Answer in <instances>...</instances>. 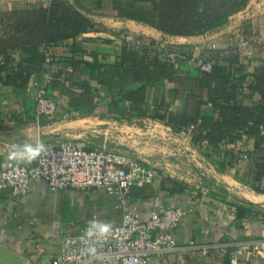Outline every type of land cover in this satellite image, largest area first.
Instances as JSON below:
<instances>
[{
  "label": "crops",
  "instance_id": "obj_1",
  "mask_svg": "<svg viewBox=\"0 0 264 264\" xmlns=\"http://www.w3.org/2000/svg\"><path fill=\"white\" fill-rule=\"evenodd\" d=\"M49 1L0 0V9L9 11ZM97 1L104 5L106 0L83 1L84 12L94 22L92 28L52 45L49 71L58 80L53 88L50 86L57 100L54 115L36 113L29 85L18 86L9 80H0V169L10 161L8 152L13 144L73 138L87 148L108 145L127 150L137 147L139 129L152 125L164 127L172 131L170 133L179 142L171 148L169 143L164 144L162 158L141 160L144 164L156 165L159 174L151 183L132 186L130 202L142 218H147L160 204L183 205L188 208V213L174 229L175 247L152 255L147 264H231L228 256L232 247L249 245L264 233V192L247 185V157L239 158L235 168L223 170L218 168V161L227 150L251 149L252 139L243 134L237 142H223L217 148L207 142L195 146L192 141H181L180 135H187L186 132H175L160 121L138 115L132 108L127 109L129 100L120 102L126 106L123 113H111L107 110L106 93L97 95L96 84L87 70L74 71L71 62L75 59L117 61L124 43L121 35L124 29L136 36L158 40L165 47L179 46L195 54L211 50L214 42L221 55L227 50L238 52L240 61L244 63V76L239 80L238 73L233 80L238 84L237 99L251 105L264 89V0H248L225 25L190 36L165 34L148 23L118 17L103 8L92 13L87 8ZM180 68L186 76L181 83V96L174 100L170 97L174 82L164 80L157 93L149 82L146 88L147 110L153 102L159 101L162 94L169 109L191 113L198 109L197 101L206 98L209 88L215 87L214 82L196 83L194 78L200 77V69L188 65ZM64 75L91 84L83 103H80L79 90L72 88L71 82H65ZM254 75L260 76L259 81ZM254 82L263 87L258 91L250 86ZM128 118L133 122H128ZM172 151L177 157L171 156ZM181 155H192L193 158L190 163H185ZM34 161L25 159L17 162L29 166ZM117 203L114 194L103 190L51 189L41 179L33 180L29 190L22 195H13L9 189L0 190V244L25 256V264L50 261L72 228L93 219L119 222L123 209L116 206ZM204 249L207 250L205 254ZM246 264H264V256L254 257Z\"/></svg>",
  "mask_w": 264,
  "mask_h": 264
},
{
  "label": "trees",
  "instance_id": "obj_2",
  "mask_svg": "<svg viewBox=\"0 0 264 264\" xmlns=\"http://www.w3.org/2000/svg\"><path fill=\"white\" fill-rule=\"evenodd\" d=\"M84 0H50L47 4H32L26 8L11 9L0 16V80H9L18 86L31 83L34 74L43 68L45 55L42 47L67 38H74L94 26L91 17L84 12ZM126 3H125V2ZM113 0L118 9L115 16L131 18L148 23L165 34L190 36L215 30L225 25L230 16L242 9L248 0ZM99 8L88 7L92 13L102 9L100 1L93 3ZM115 8V7H114ZM115 8V9H116ZM212 69L200 70L196 83L214 82L206 98L197 101L195 111L175 112L166 106L162 94L147 110L146 88L151 82L156 93L164 80L174 82L170 89L172 100L181 96V83L186 76L158 54H152L142 45H122L119 59L113 63L104 61L71 62L74 71L87 70L95 82L97 95L106 93L107 110L116 115L125 111L121 101L129 100L130 107L138 115H147L170 126L175 132L185 133L189 125H194L191 141L195 146L202 142L217 148L220 143H235L243 134L252 139L251 149H233L223 152L218 168H235L239 158L249 159L247 185L258 192H264V89L254 82L260 97L251 105L238 100V84L233 77L240 74L244 63L237 51L210 50ZM14 67H17L14 70ZM264 68V67H263ZM37 71V72H36ZM264 72V71H263ZM4 73V74H3ZM36 74V75H37ZM259 81L260 76L254 75ZM53 78L51 86L58 82ZM65 82L79 90L80 103L88 95L91 84L83 83L64 75ZM188 87V86H187ZM52 93V92H51ZM195 94V91H192ZM84 102V101H83ZM82 102V103H83ZM101 102V101H100ZM145 105V107H144ZM128 122H133L131 118Z\"/></svg>",
  "mask_w": 264,
  "mask_h": 264
},
{
  "label": "built area",
  "instance_id": "obj_3",
  "mask_svg": "<svg viewBox=\"0 0 264 264\" xmlns=\"http://www.w3.org/2000/svg\"><path fill=\"white\" fill-rule=\"evenodd\" d=\"M121 35L128 46L142 45L175 67L188 65L207 72L212 69L214 61L207 53H190L179 46L165 47L158 41L144 40L126 30ZM52 45L42 47L45 55L43 68L33 76L28 86L35 99V111L43 116H52L57 111V100L50 91L54 78L49 71ZM210 48L217 50L214 42ZM194 127L188 126L187 136H192ZM42 142L46 151L32 165L10 160L0 169V190L9 189L13 195H22L36 179L43 180L51 189L93 188L114 194L118 200L116 206L121 207L123 212L119 222H110L112 232L94 242L96 256H90L87 251L86 223L72 228L63 237L59 252L52 260L32 261L29 264H147L152 255L175 247L173 232L187 215L188 208L160 204L151 210L147 218H142L136 206L130 202L132 186L151 183L159 174L156 165L144 164L136 156L116 147L87 148L73 138ZM206 252L204 249L203 253ZM258 256H264V233L249 245L232 247L228 257L231 264H246Z\"/></svg>",
  "mask_w": 264,
  "mask_h": 264
},
{
  "label": "rangeland",
  "instance_id": "obj_4",
  "mask_svg": "<svg viewBox=\"0 0 264 264\" xmlns=\"http://www.w3.org/2000/svg\"><path fill=\"white\" fill-rule=\"evenodd\" d=\"M104 3L105 4L102 5V8L105 12L111 13L113 15H114V13L117 12V10H118L116 8L117 5L113 2V0H106ZM90 6H92L94 8H97V7L99 8V6H97L96 4L94 5L93 3ZM6 11H8V10H6ZM6 11H1V9H0V16H2V15L5 16V14H7ZM2 27L3 26L0 25V34L2 32L1 31ZM124 30L135 35L131 31H129L128 29H124ZM140 37H142V36H140ZM142 38L144 40H151V39H148L146 37H142ZM155 41H158V40H155ZM159 44H160V42H159ZM209 51H210V49H207L206 53H208ZM170 132H172V131H170L168 129H164V127L156 126V125H152L150 128L139 129V132L137 133V137L139 139L137 147H135V148L133 147V148L127 149V150L126 149L125 150L121 149V150L129 152L132 155L136 156L137 158H139L140 160H143V161L144 160L151 161L154 158H156V159L162 158V155L164 154L163 150H162L164 144L169 143V146L171 148L172 146H175V144H177V142H179V140H176L175 137L172 136V134ZM191 138H192V136L190 137V136H187L185 134L182 137L180 135L181 141H184V142L191 141ZM106 147H110V146L106 145ZM170 154H171V156L177 157V154L174 151H172V153H170ZM180 157L184 160L185 163H190L192 158H193L192 155L191 156H185V155L182 156L181 155Z\"/></svg>",
  "mask_w": 264,
  "mask_h": 264
},
{
  "label": "clouds",
  "instance_id": "obj_5",
  "mask_svg": "<svg viewBox=\"0 0 264 264\" xmlns=\"http://www.w3.org/2000/svg\"><path fill=\"white\" fill-rule=\"evenodd\" d=\"M46 151L45 145L42 141H37L35 144L25 143L22 145L13 144L8 152L10 160H34L42 152ZM112 224L107 221L91 220L85 230V236L88 238L89 247L87 249L90 256L97 255V248L95 241L106 238L112 232Z\"/></svg>",
  "mask_w": 264,
  "mask_h": 264
},
{
  "label": "water",
  "instance_id": "obj_6",
  "mask_svg": "<svg viewBox=\"0 0 264 264\" xmlns=\"http://www.w3.org/2000/svg\"><path fill=\"white\" fill-rule=\"evenodd\" d=\"M26 257L0 244V264H25ZM100 264V263H97Z\"/></svg>",
  "mask_w": 264,
  "mask_h": 264
},
{
  "label": "bare ground",
  "instance_id": "obj_7",
  "mask_svg": "<svg viewBox=\"0 0 264 264\" xmlns=\"http://www.w3.org/2000/svg\"><path fill=\"white\" fill-rule=\"evenodd\" d=\"M244 194V193H243ZM247 195V194H246ZM252 199V198H251Z\"/></svg>",
  "mask_w": 264,
  "mask_h": 264
}]
</instances>
